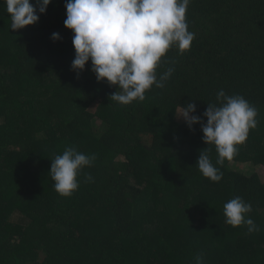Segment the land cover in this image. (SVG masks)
<instances>
[{
  "label": "trees",
  "instance_id": "trees-1",
  "mask_svg": "<svg viewBox=\"0 0 264 264\" xmlns=\"http://www.w3.org/2000/svg\"><path fill=\"white\" fill-rule=\"evenodd\" d=\"M65 3L52 0L46 13L37 11V23L12 30L0 0V225H24L17 243L0 244V264H195L197 255L204 264H264V0H190V48L181 54L170 47L156 69L159 78L174 67L165 86L127 105L111 102L119 85L98 82L91 60L79 75L72 69ZM221 89L255 106L258 125L218 165L201 124L190 128L175 113L195 103L192 115L206 123L203 113L219 105ZM12 110L27 131L8 121ZM207 147L223 173L218 182L195 166ZM67 148L95 160L66 197L50 169ZM30 159L38 163L26 170ZM232 162L256 170L247 174ZM237 196L252 205L247 216L262 232L226 223L224 205ZM198 212L202 244H175L173 232L190 230ZM157 222L162 230L152 243L149 228Z\"/></svg>",
  "mask_w": 264,
  "mask_h": 264
},
{
  "label": "clouds",
  "instance_id": "clouds-1",
  "mask_svg": "<svg viewBox=\"0 0 264 264\" xmlns=\"http://www.w3.org/2000/svg\"><path fill=\"white\" fill-rule=\"evenodd\" d=\"M52 0H4L6 11L11 14L12 30L34 25L39 13H46ZM190 0H66L64 24L73 30L72 39L75 58L72 69L79 73L91 60V70L98 82L119 85L109 99L120 104L134 100L143 101L145 92L153 85L163 88L174 67H169L157 77V66L167 51L175 45L182 54L189 49L195 33L189 31L186 12ZM52 39H61L53 33ZM216 103H209L203 113L204 123L196 112V104L188 103L176 112L191 128L200 123L203 140L214 144L218 153L216 164L223 165L225 159L232 160L237 145L243 144L250 129L258 125V109L241 95H227L223 89L217 93ZM209 149L201 150L195 166L214 182L222 179L223 173L213 165ZM95 156H89L74 148H67L62 155L52 159L50 174L55 190L62 196H71L78 189V172L91 166ZM87 180H91L89 175ZM252 205L242 197H235L224 205L226 223L237 227L247 225L249 233L260 231L254 220L247 216ZM195 264H204L197 255Z\"/></svg>",
  "mask_w": 264,
  "mask_h": 264
},
{
  "label": "rangeland",
  "instance_id": "rangeland-1",
  "mask_svg": "<svg viewBox=\"0 0 264 264\" xmlns=\"http://www.w3.org/2000/svg\"><path fill=\"white\" fill-rule=\"evenodd\" d=\"M180 109L181 108H178L176 110V112H178ZM16 114H17V112L12 110V115L10 116L11 119H8V121H12L13 124H14V122H17V125L14 126L15 128H18V129H21V130L25 129L27 131L28 128H29V125L22 124V122L25 120L24 117L17 118L19 116H17ZM175 118L179 122H184L185 121L182 117H178L176 113H175ZM94 124H95L96 127H99V128H101L102 126L104 127L106 125L105 123H103V125H101V120H96ZM37 163H38L37 160H32V162H31V159H30V165L27 167L26 170H32L33 165H36ZM229 167L230 168L233 167L234 169H241L247 174H251V173L254 172V170H256V167L254 168L253 165L244 164V163H241V162H239V167L238 168H237V165L234 164V162L230 163ZM20 171H22V170H20ZM19 175L20 174H18L17 176L19 177ZM151 211H150V216L153 215V212L151 213ZM201 213L202 212H198L194 216H192V218H194V222L189 217V219L194 224V225H192V228L190 230L188 229L187 232H184L181 229V232L180 231H177V232L174 231L173 232L172 239H173V242L175 244H181L184 247H190L191 244L192 245L193 244H199V245L202 244L201 240H197V237H199L198 236V232L200 231V227H199V224L197 222L199 221V214H201ZM89 220H90V222L93 221L90 217L87 216V219H86L87 223H89ZM166 222H168V221L166 220ZM157 223H156L155 226H151L149 228V230H151L149 232L151 234L150 240H151L152 243H156L158 241V233L162 230L161 224L160 223L157 224ZM91 224L95 225L96 221L94 220ZM23 229H24V225H19V224L17 226L12 224L11 226H9L7 228H4V229L0 225V244H4V243L5 244L6 243L7 244H9V243L14 244V243H17L19 238L24 234V230ZM260 231L262 232V230H260ZM165 232H168V231L163 229V233H165ZM257 241H258V239H257ZM250 259H251L250 257L249 258L247 257V260H250ZM260 261L262 262V258L260 259ZM263 263H264V261H263Z\"/></svg>",
  "mask_w": 264,
  "mask_h": 264
}]
</instances>
